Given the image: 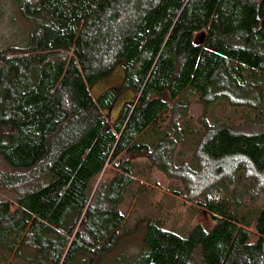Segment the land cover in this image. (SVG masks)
Here are the masks:
<instances>
[{
	"label": "trees",
	"instance_id": "obj_1",
	"mask_svg": "<svg viewBox=\"0 0 264 264\" xmlns=\"http://www.w3.org/2000/svg\"><path fill=\"white\" fill-rule=\"evenodd\" d=\"M22 13L36 24L27 44L0 51V189L11 196L0 200V252L8 258L100 264L121 238L132 160L157 161L168 175L195 101L255 114L236 126L198 119L192 159L202 176L211 163L264 176V0H25ZM120 63L121 90L136 98L110 126L118 93L93 98L89 87ZM108 166L117 174L94 190ZM223 177L198 196L211 227L180 236L148 223L134 263L264 264V205L231 210Z\"/></svg>",
	"mask_w": 264,
	"mask_h": 264
},
{
	"label": "rangeland",
	"instance_id": "obj_2",
	"mask_svg": "<svg viewBox=\"0 0 264 264\" xmlns=\"http://www.w3.org/2000/svg\"><path fill=\"white\" fill-rule=\"evenodd\" d=\"M24 1L0 0V51L8 47H25L28 36L36 27V24L22 13ZM123 78L124 70L120 63L109 76L89 87L93 98H97L106 90L118 93L117 102L107 113L110 126L119 116L123 105L133 102L136 98L133 92L121 90ZM195 102L188 111V123L181 130L180 142L172 152L173 166L168 175L156 168L157 161H151L149 158L132 160V183L120 204V213L124 217L121 238L100 264H135L148 223L159 222L163 229L180 236H185L191 227L198 224L205 228L211 227L209 216L197 213L201 207L198 205L201 200L198 196L203 188L222 176H225L222 179H231L229 186L221 187L224 188V202H227L231 210H236L240 215H249L264 205L263 175L248 171L242 173L238 171L239 168L229 174L231 168H228V163H211L207 164V175L203 177V169L197 167L192 159L197 136L202 132L198 119L206 118L210 124L228 123L236 126L252 119L255 114L245 108H232L223 101L217 100L206 109ZM245 130L251 131V128L247 127ZM218 164L224 165V172H217ZM183 171L188 173L185 178L186 185L181 181ZM237 171L239 173L233 176ZM116 174V169L106 167L93 181V189L105 187ZM247 175L249 180L245 178ZM205 180L209 184L206 185ZM192 193L195 194L191 196ZM10 198L7 190L0 189V200L8 201ZM12 207L14 208V205ZM10 262L19 264L18 260L8 258L7 252H0V264Z\"/></svg>",
	"mask_w": 264,
	"mask_h": 264
}]
</instances>
